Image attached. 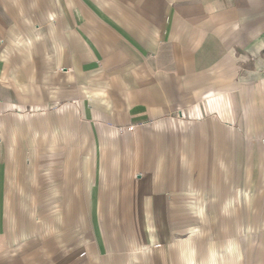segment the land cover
Segmentation results:
<instances>
[{"label": "crops", "instance_id": "0c3cea01", "mask_svg": "<svg viewBox=\"0 0 264 264\" xmlns=\"http://www.w3.org/2000/svg\"><path fill=\"white\" fill-rule=\"evenodd\" d=\"M176 202L264 232V0H0V264H170Z\"/></svg>", "mask_w": 264, "mask_h": 264}, {"label": "rangeland", "instance_id": "374dc122", "mask_svg": "<svg viewBox=\"0 0 264 264\" xmlns=\"http://www.w3.org/2000/svg\"><path fill=\"white\" fill-rule=\"evenodd\" d=\"M126 205L121 204L122 215L126 214ZM188 208V204L172 203L170 219L174 242L170 251V264H264V232L258 236L247 234V225L242 224L241 217L213 218L206 212L202 217L192 218ZM110 216L105 222L112 229L113 219ZM125 220L128 221L122 217L120 235L123 240H127L129 235ZM134 251L131 246H125L114 253L120 264H133L130 254L142 253L139 248ZM137 264L148 262L142 259Z\"/></svg>", "mask_w": 264, "mask_h": 264}]
</instances>
